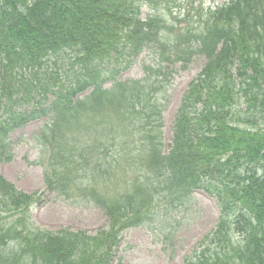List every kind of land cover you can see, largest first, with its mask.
<instances>
[{
	"label": "trees",
	"instance_id": "1",
	"mask_svg": "<svg viewBox=\"0 0 264 264\" xmlns=\"http://www.w3.org/2000/svg\"><path fill=\"white\" fill-rule=\"evenodd\" d=\"M159 3L0 0V163L11 160L9 134L39 120L50 191L72 198L73 172L97 168L116 183L93 184L90 195L84 179L78 197L104 211L107 230L48 233L27 218L39 198L0 175V264H111L124 230L154 224L195 190L215 201L219 217L184 264H264V0L198 8L195 22L188 13L176 28L157 13ZM143 5L152 12L142 16ZM144 46L155 50L147 78L117 81ZM193 53L206 62L180 100L164 154L160 133L140 143L135 135L160 124L166 69L179 61L187 68ZM103 79L112 81L107 91ZM93 94L105 99L84 105ZM80 112L84 123L74 122ZM107 114L115 123L100 124ZM126 144L138 150L125 152ZM120 155L127 169L118 172L116 162L109 170Z\"/></svg>",
	"mask_w": 264,
	"mask_h": 264
},
{
	"label": "rangeland",
	"instance_id": "2",
	"mask_svg": "<svg viewBox=\"0 0 264 264\" xmlns=\"http://www.w3.org/2000/svg\"><path fill=\"white\" fill-rule=\"evenodd\" d=\"M227 1L161 0V3L158 4L157 13L167 20L170 26L176 28L181 24L184 27L186 26V20L184 19L188 13L191 14V17L193 16L192 22H195V11L198 8H201L205 13L212 10L209 8L220 7L226 4ZM151 12L150 7H142V16H146ZM185 44L190 45L191 43ZM131 59L127 69L122 70L116 76L117 81H138L147 78L146 68H149L155 62V50L144 46ZM189 64L187 68H182L179 61V63L166 69L170 76V83L166 87L165 94L167 95L164 97L159 110L160 124L152 125L150 128L146 127V123L144 126H140L139 133L135 135V140H138L139 143L142 139H147L149 132H152L153 136L160 133L159 135H162L164 143V152L168 150L174 115L187 86L205 64V56L193 53ZM110 68L111 66L108 67V69ZM108 69L106 71H109ZM111 82L108 79H103L101 81L102 88L105 91L109 90L112 85ZM87 95L88 92L84 94V96ZM97 97L105 99V97L93 94L84 100V105L90 104ZM106 104L107 102L104 103L105 106ZM82 113H78V118L74 122L84 123V118H89L84 117ZM109 117L110 121L115 123L114 114H107L102 121L99 120V123L105 124L109 121ZM93 118H98V116L96 115ZM41 125L39 121L30 122L24 129L11 134L9 144L12 159L9 163L0 164V173L7 182L13 184L18 191L27 195L35 193L33 195L35 199L40 196V200L45 201L41 207L39 205L42 202L31 204L27 218L30 219L32 226L41 231L52 233L68 229L72 232L85 231L88 233L87 235H94L100 228L108 229L106 217L103 215L102 210L92 204L78 201V197L81 194V186L85 180V189L88 186L87 191H90V195H92L91 187L93 184L102 185L104 182L107 183L106 187L114 188L116 183L111 178L101 177V170L97 168L91 171L92 174L90 171L82 172L79 175L73 172V179H77L78 191L72 198L63 199L58 197L55 192L53 194L48 189L46 190L41 163L47 159V155L41 154L39 140L37 139L41 132ZM153 128H158V130H152ZM75 132L80 134L78 131ZM121 135H125V133L123 131L118 132L117 141L126 143L125 138ZM125 136L127 137V133ZM117 141L118 146L121 142ZM133 149L138 150L126 144L125 152ZM128 156L130 155H127V158H129ZM113 159L115 158L109 160ZM116 162L119 165L118 172L124 171L130 164L126 161L124 155H120L109 170L113 169ZM137 166L136 164L133 165L134 168ZM102 169V172L109 171L105 170L104 167ZM64 170L68 173V170L72 171L74 168ZM131 177L132 174L129 180H131ZM118 180L122 182L124 178L120 176ZM104 191L106 193V190ZM108 192H110L108 194H111V191ZM218 214L219 211L214 200L206 197L202 192H193L184 207L174 209L171 214L157 218L154 224L150 225L148 223L140 228L125 230L120 237V245L117 248L113 264H182L184 258L192 252L201 238L214 226ZM163 219L165 220L162 221ZM11 248H16V246L13 245Z\"/></svg>",
	"mask_w": 264,
	"mask_h": 264
}]
</instances>
